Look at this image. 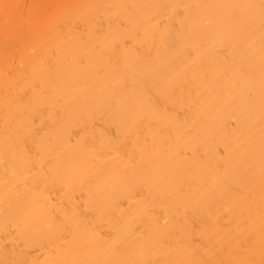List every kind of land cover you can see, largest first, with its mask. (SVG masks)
<instances>
[{"label": "bare ground", "instance_id": "6f19581e", "mask_svg": "<svg viewBox=\"0 0 264 264\" xmlns=\"http://www.w3.org/2000/svg\"><path fill=\"white\" fill-rule=\"evenodd\" d=\"M259 2L0 0V261L50 264L57 257L71 258L72 253L63 251L72 237L68 228H58L62 220L79 225L77 243L95 238L97 243L87 255L92 260L215 258L208 250L220 245L202 232L213 219L219 217L218 223L224 224L226 218L222 210L218 212V203L197 201L205 185H212L225 144L237 166L240 186L247 185L240 162L254 153L258 167L261 116L258 105L249 110L236 99L239 87L229 74L205 91L201 80L184 70L187 53L182 49L193 45L206 69L223 67L238 55L236 41L226 39L234 34L235 24L231 9L216 6ZM83 5L91 7H77ZM125 5L151 6L132 12L140 20L150 17L153 29L170 33L167 51L174 62L169 68L141 65L136 71L121 64L119 77L109 73L97 77L74 63L73 57L87 53L98 33L114 30L117 17L130 14L121 7ZM45 16L51 23L41 44L34 28ZM178 33L186 39H178ZM193 33L200 38L193 39ZM250 38L258 50L259 30ZM136 46L141 57L149 55V44ZM6 59L14 69V78L7 81ZM41 60L56 65L58 71L69 70L68 78L53 80L45 75L47 69L35 76L29 66H39ZM170 75L176 76L175 94L161 86ZM125 76L130 85L127 95L121 93L119 83ZM34 84L54 86L55 97L25 117L32 132L21 130L16 135L17 124L5 101L20 96L27 100ZM129 104L134 106V116L121 119L119 113ZM237 118L240 131L234 132ZM52 130L56 135L42 143L41 138L47 140ZM194 152L201 170L185 172L177 167V161ZM49 160L55 162V176ZM42 209L46 214L41 215ZM256 213L253 227L258 232V190ZM165 220L177 230L176 236L166 237L163 247H142Z\"/></svg>", "mask_w": 264, "mask_h": 264}, {"label": "snow or ice", "instance_id": "6c2138e0", "mask_svg": "<svg viewBox=\"0 0 264 264\" xmlns=\"http://www.w3.org/2000/svg\"><path fill=\"white\" fill-rule=\"evenodd\" d=\"M6 9L9 5L4 6ZM19 8L20 6H15ZM48 7V13L51 12ZM77 7H91L87 5ZM128 8L129 15L123 18L117 17L115 29L110 28L109 31L98 33L95 43L87 53H81L78 57H73V62L78 64L85 70H92L97 77H101L106 73L119 77L121 74V64L125 70H139L143 65L145 68H169L174 62L175 57L168 52L169 41L172 39L170 33L161 32L151 27L150 17H144L143 20L136 18L132 9L137 7L151 6H121ZM191 7V6H186ZM216 7L231 9V18L235 24V32L226 39L236 41L238 55L223 67L215 69H206L204 63L197 59L198 53L193 45H188L182 51L187 53V62L184 65L185 71H190L192 75L200 79L204 85L205 91L212 88L214 83L222 76L229 74L237 80L239 91L236 99L244 102L249 109H255L258 105L261 116V140L259 148L258 167L254 153H250L240 162V173L247 178V185L241 187L237 179V166L230 158L229 145L225 144L224 152L221 154L222 163L216 166V175L213 178L212 185H205L198 203L205 201L216 202L220 205L218 212L226 218L224 224L218 223L219 217L213 219L211 224L205 226L202 234L208 239H215L220 245L219 248L208 250L210 258L207 260H141V259H120L101 262L100 260L88 259L87 255L92 246L97 241L94 237L85 238L79 243L78 231L79 225L73 220L60 221L59 229L68 228L72 239L67 240L68 247L63 249L66 253H72L71 258L61 259L57 257L50 264H264V0H260L259 4H233L220 5ZM24 13H20L23 18ZM51 23L50 16L44 19L34 28V35L37 41L43 44L47 39L49 26ZM145 25H148L145 27ZM51 27H55L51 24ZM259 30V48H256V42L250 37ZM177 38L185 40L183 33H178ZM193 39L200 37L193 33ZM137 42L141 45L147 43L150 45L149 55L141 57ZM35 52L36 49H31ZM175 49H173V52ZM47 69L45 75L53 80L67 79L69 70L58 71L56 65L48 64L41 60L39 66L36 64L29 66L31 71L38 78L41 73ZM4 75L7 80L14 78V69L11 67L8 59L5 60ZM176 76L170 75L161 80V86L173 94L177 91L175 84ZM83 85H87V79L82 81ZM120 91L127 95L126 89H130L127 77L119 80ZM134 83H138L134 81ZM15 87V83L12 85ZM32 95L27 100L23 96L11 97L5 101L9 111L13 114L12 119L16 121L17 128L13 129L16 135L21 130L32 132L33 129L28 127L25 117L30 116L33 112L41 109L55 97V87H44L43 85H32ZM67 115L71 112L66 110ZM135 114L134 106L129 104L126 110H122L119 115L121 119H131ZM7 124V122H6ZM241 121L236 119L234 132H239ZM37 132L40 129H36ZM56 135L52 130V136L41 138L42 143L50 142L52 137ZM5 150L9 145V132L6 126ZM155 147V145H153ZM23 160V157H21ZM52 166L53 176L56 174V166L54 160L48 161ZM177 167H182L185 172L201 170L202 163L193 153L192 157H184L177 161ZM258 177V182H257ZM257 190L259 195V229L258 232L253 225L256 222V200ZM46 214V210H41V215ZM183 231V229H181ZM177 230L168 227V221L160 230L153 233L152 236L145 241L142 247H163L168 239L175 237ZM116 250H113L115 252ZM180 251H183L181 249ZM0 264H26L23 260L0 261Z\"/></svg>", "mask_w": 264, "mask_h": 264}]
</instances>
